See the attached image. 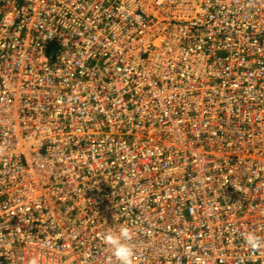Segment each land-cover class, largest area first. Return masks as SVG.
<instances>
[{
  "label": "built area",
  "instance_id": "1",
  "mask_svg": "<svg viewBox=\"0 0 264 264\" xmlns=\"http://www.w3.org/2000/svg\"><path fill=\"white\" fill-rule=\"evenodd\" d=\"M264 264V0H0V264Z\"/></svg>",
  "mask_w": 264,
  "mask_h": 264
},
{
  "label": "clouds",
  "instance_id": "2",
  "mask_svg": "<svg viewBox=\"0 0 264 264\" xmlns=\"http://www.w3.org/2000/svg\"><path fill=\"white\" fill-rule=\"evenodd\" d=\"M133 238V231L124 225L117 231L110 230L101 234L100 239L111 252L108 264H134L136 252L132 244ZM243 238L246 246L253 251L264 247V238L254 232L245 233ZM27 264H39V259L35 256L30 257Z\"/></svg>",
  "mask_w": 264,
  "mask_h": 264
}]
</instances>
